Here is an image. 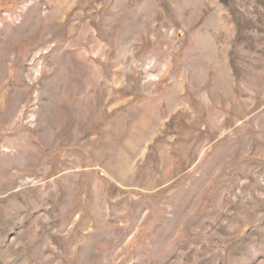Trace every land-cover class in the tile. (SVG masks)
<instances>
[{"label":"rangeland","instance_id":"1","mask_svg":"<svg viewBox=\"0 0 264 264\" xmlns=\"http://www.w3.org/2000/svg\"><path fill=\"white\" fill-rule=\"evenodd\" d=\"M0 264H264V0H0Z\"/></svg>","mask_w":264,"mask_h":264}]
</instances>
